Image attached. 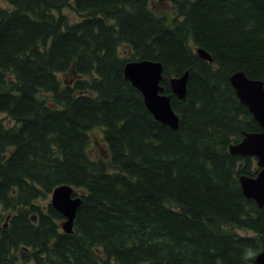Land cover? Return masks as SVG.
<instances>
[{
    "label": "trees",
    "instance_id": "trees-1",
    "mask_svg": "<svg viewBox=\"0 0 264 264\" xmlns=\"http://www.w3.org/2000/svg\"><path fill=\"white\" fill-rule=\"evenodd\" d=\"M3 1L0 264H253L264 207L240 176L259 167L229 147L262 128L230 76L264 82V0ZM135 59L163 63L177 130L125 78ZM62 184L82 198L72 233L49 200Z\"/></svg>",
    "mask_w": 264,
    "mask_h": 264
},
{
    "label": "water",
    "instance_id": "water-1",
    "mask_svg": "<svg viewBox=\"0 0 264 264\" xmlns=\"http://www.w3.org/2000/svg\"><path fill=\"white\" fill-rule=\"evenodd\" d=\"M201 57L211 61V55L204 49H198ZM164 66L161 61L151 59L130 60L125 64L124 75L143 95L145 105L154 118L172 129L179 128L180 117L172 106L170 94L164 93L162 80ZM189 70L180 76L169 79L173 93L181 100L187 94ZM230 82L241 103L248 107L262 130L245 132L242 140L230 146L234 155L254 156L260 167L254 176L241 175L240 183L244 194L264 207V82L251 78L243 71H236L230 76ZM82 198L75 193V188L68 184L57 186L52 192L51 204L61 212L65 220L62 227L66 233L74 231V222ZM253 264H264V248L259 252Z\"/></svg>",
    "mask_w": 264,
    "mask_h": 264
},
{
    "label": "rangeland",
    "instance_id": "rangeland-1",
    "mask_svg": "<svg viewBox=\"0 0 264 264\" xmlns=\"http://www.w3.org/2000/svg\"><path fill=\"white\" fill-rule=\"evenodd\" d=\"M171 0H160V3H157V10L162 12H170ZM5 3L3 0H0V6H3ZM66 13L70 16L72 20H77L78 17L76 14L73 13V11L69 8H67ZM63 79H68L69 77L65 75H61ZM92 143L90 146V153L93 157L99 158V157H105L108 155V146L106 141L104 140L103 131L101 128H95L92 131ZM49 200L51 201V195L49 196Z\"/></svg>",
    "mask_w": 264,
    "mask_h": 264
},
{
    "label": "clouds",
    "instance_id": "clouds-1",
    "mask_svg": "<svg viewBox=\"0 0 264 264\" xmlns=\"http://www.w3.org/2000/svg\"><path fill=\"white\" fill-rule=\"evenodd\" d=\"M250 256H251V253H249L248 256L245 257V259H247V258L250 257Z\"/></svg>",
    "mask_w": 264,
    "mask_h": 264
},
{
    "label": "bare ground",
    "instance_id": "bare-ground-1",
    "mask_svg": "<svg viewBox=\"0 0 264 264\" xmlns=\"http://www.w3.org/2000/svg\"><path fill=\"white\" fill-rule=\"evenodd\" d=\"M201 49V48H200ZM205 59V58H204ZM207 60V59H206ZM209 61V60H208ZM212 61V60H211Z\"/></svg>",
    "mask_w": 264,
    "mask_h": 264
}]
</instances>
